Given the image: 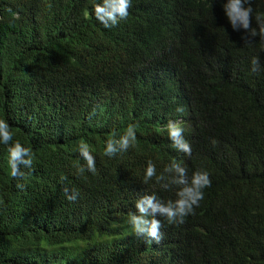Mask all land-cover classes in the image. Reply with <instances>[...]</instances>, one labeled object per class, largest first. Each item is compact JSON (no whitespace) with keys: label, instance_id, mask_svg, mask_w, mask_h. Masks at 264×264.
Returning a JSON list of instances; mask_svg holds the SVG:
<instances>
[{"label":"trees","instance_id":"obj_1","mask_svg":"<svg viewBox=\"0 0 264 264\" xmlns=\"http://www.w3.org/2000/svg\"><path fill=\"white\" fill-rule=\"evenodd\" d=\"M131 2L105 28L102 0H0V119L34 153L14 179L0 144V264H264V39L233 30L227 0ZM252 8L257 28L264 0ZM169 120L183 122L190 156ZM130 124L134 147L106 156ZM149 161L211 179L183 224L157 215L159 244L128 222L145 194L175 199L143 183Z\"/></svg>","mask_w":264,"mask_h":264},{"label":"clouds","instance_id":"obj_2","mask_svg":"<svg viewBox=\"0 0 264 264\" xmlns=\"http://www.w3.org/2000/svg\"><path fill=\"white\" fill-rule=\"evenodd\" d=\"M132 7L131 0H102L95 5L96 18L105 28L117 26L120 21L129 16L128 9ZM224 12L233 30L244 29L250 36L259 35L264 39V15L255 16L258 28H253L252 0H227L223 5ZM247 41V37H245ZM248 43V42H246ZM252 72H258L261 68L260 60L254 57L251 60ZM178 111H183L178 108ZM168 138L177 151L191 155V144L185 139L183 122L169 120L166 125ZM14 133L6 119H0V144L8 145V164L10 175L14 179L24 176L21 167L31 168L33 164V151L22 145L19 141L13 143ZM136 141V125L130 124L127 129L116 138L113 137L106 142L104 154L113 157L118 153L126 152L134 147ZM215 143V141H213ZM80 155L87 162V170L95 173V157L91 154L87 144L79 146ZM79 171L82 173L84 168ZM155 179V182L164 191H175V199L162 200L155 192L139 197L135 202V212L129 213L128 222L137 236L148 238V242L155 241L159 244L163 239L160 231L164 227L157 215L163 217L168 224L180 225L185 218L194 214L195 208L199 207L200 201L204 199V189L211 186V179L207 171L197 170L189 176L188 169L181 162L173 161L168 164L162 172L157 174L156 165L149 161L144 173L143 183ZM17 188L24 185L17 183ZM65 195L69 201H75L78 193L74 190L71 194L65 189Z\"/></svg>","mask_w":264,"mask_h":264}]
</instances>
